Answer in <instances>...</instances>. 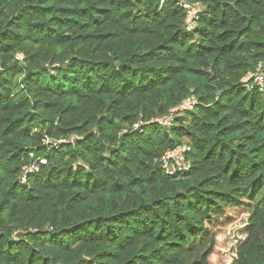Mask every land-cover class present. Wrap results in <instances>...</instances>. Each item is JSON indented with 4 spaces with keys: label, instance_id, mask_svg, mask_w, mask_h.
<instances>
[{
    "label": "trees",
    "instance_id": "obj_1",
    "mask_svg": "<svg viewBox=\"0 0 264 264\" xmlns=\"http://www.w3.org/2000/svg\"><path fill=\"white\" fill-rule=\"evenodd\" d=\"M260 62L264 0H0V264H264Z\"/></svg>",
    "mask_w": 264,
    "mask_h": 264
},
{
    "label": "built area",
    "instance_id": "obj_2",
    "mask_svg": "<svg viewBox=\"0 0 264 264\" xmlns=\"http://www.w3.org/2000/svg\"><path fill=\"white\" fill-rule=\"evenodd\" d=\"M187 10H190L191 7L189 5H186L185 7ZM190 29V28H189ZM18 61L23 60V56L19 54L17 56ZM246 83V81H245ZM245 88L250 91L252 89L257 90L259 93H264V62L258 63L257 66V73L252 79L251 84H246ZM188 105V104H187ZM170 119L167 120H162L163 124H168ZM142 124H136L134 125V130L138 129L139 126ZM46 144L48 143L47 141L45 142ZM59 143H64V141H60ZM59 145V144H58ZM58 145L53 144L52 146L57 147ZM187 148L183 147L180 150L174 151L172 153L167 154L163 159H162V169L164 170L165 174L168 176H174L178 172H181L183 170L181 161H180V155L185 154L187 152ZM185 170H188V166L184 167ZM34 171H37L36 166H32L30 169L26 170L23 173V176L20 179L21 184H24L26 182V178L29 174L33 173Z\"/></svg>",
    "mask_w": 264,
    "mask_h": 264
},
{
    "label": "rangeland",
    "instance_id": "obj_3",
    "mask_svg": "<svg viewBox=\"0 0 264 264\" xmlns=\"http://www.w3.org/2000/svg\"><path fill=\"white\" fill-rule=\"evenodd\" d=\"M193 26H194V24H189V28L190 29H193ZM172 120V118L169 120V121H171ZM237 215H236V211H234V210H228L227 212H225L224 213V215H223V217H222V220H221V226L219 227V224H217L215 227H213L212 229H213V231H215L216 229H218V228H223V226L230 220V219H234L235 217H236ZM227 220V221H226Z\"/></svg>",
    "mask_w": 264,
    "mask_h": 264
},
{
    "label": "water",
    "instance_id": "obj_4",
    "mask_svg": "<svg viewBox=\"0 0 264 264\" xmlns=\"http://www.w3.org/2000/svg\"><path fill=\"white\" fill-rule=\"evenodd\" d=\"M218 96H220V93H218Z\"/></svg>",
    "mask_w": 264,
    "mask_h": 264
}]
</instances>
